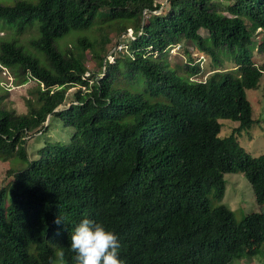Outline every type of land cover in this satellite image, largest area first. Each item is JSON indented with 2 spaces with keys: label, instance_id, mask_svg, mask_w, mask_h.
Instances as JSON below:
<instances>
[{
  "label": "trees",
  "instance_id": "obj_1",
  "mask_svg": "<svg viewBox=\"0 0 264 264\" xmlns=\"http://www.w3.org/2000/svg\"><path fill=\"white\" fill-rule=\"evenodd\" d=\"M0 21L16 29V39L0 38V75L36 87L25 114L0 96V161L27 163L0 189V264H54L61 247L75 264L71 235L84 218L115 232L123 264H232L261 253L264 212L236 221L211 200L224 198L226 174L243 173L264 205V154L236 136L257 122L247 90L264 74L254 62L264 0L18 1L0 5ZM133 28L141 34L111 63L112 33ZM187 43L186 61L170 67L171 49ZM194 50L217 67L204 81ZM227 59L235 69L222 68ZM74 87L76 101L61 108ZM53 119L73 128L70 139H47L31 159L27 137L47 136ZM220 120L239 126L220 137Z\"/></svg>",
  "mask_w": 264,
  "mask_h": 264
},
{
  "label": "rangeland",
  "instance_id": "obj_2",
  "mask_svg": "<svg viewBox=\"0 0 264 264\" xmlns=\"http://www.w3.org/2000/svg\"><path fill=\"white\" fill-rule=\"evenodd\" d=\"M18 1H26L32 4H37L40 0H0V5L12 6ZM157 3H161L163 7L166 6V0H156ZM160 13V10L155 12ZM16 29L7 27L4 22L0 21V38L9 39V41L16 39L15 36ZM35 31L26 32L25 35L19 37V42L23 45L28 44V40L35 35ZM201 35L207 36L205 30L200 31ZM88 32L81 33L82 36H86ZM93 34H96L93 30ZM141 31L136 29L127 30L126 34L118 39L115 38L116 33H112L111 39L113 42L110 45V50L107 56V60L111 63L116 61L117 56H124L128 54L127 38L133 40L136 39L137 35H140ZM258 44L260 45L264 41V32H259L257 34ZM66 44L65 40L59 41L58 46L61 50ZM258 48L254 51V62L259 67H264V50L259 51ZM184 48L188 51H192L193 47L191 43H187L182 47L177 46L171 49L168 56L169 65L172 68H177L178 65H182L186 61V56L184 54ZM85 63L88 66L89 71H99L96 63H93V55L90 52H85ZM193 56L195 58L199 57V53L194 50ZM202 69V73L197 78L204 81L207 76L214 73L217 67L212 63V61L205 57H199L198 62ZM98 68V71H97ZM225 70L235 69L233 60H225L222 66ZM104 70V69H103ZM14 75L7 69H3L0 75L1 91L0 96H5L6 100L4 104L9 109H15L20 114H25L27 112L26 100L31 98L30 93L36 88L35 84L29 83L24 86H17L14 84ZM122 86L129 87L126 83H121ZM8 89V90H6ZM78 87L71 88L68 91L66 106L61 108H66L70 103L75 102V93ZM247 98L250 101L253 108V118L257 121L256 124L250 129L237 134V139L240 145L252 156L258 157L264 154V74L260 80L259 86L254 90H247ZM223 124L222 132L220 137H227L233 133V131L239 126L238 122L231 120H220ZM73 128L64 125L63 121L58 119H53L51 122V131L47 132V136L32 134V136L27 137V148L28 155L31 159L35 158L37 150L45 146L47 139L52 141H57L61 143H66L70 139ZM27 167V163L20 161L17 158L10 160L9 162L0 161V189L2 186L7 184L11 179L8 176L7 171L9 169L20 170ZM226 192L222 201L211 200V207L217 208L219 206H226L234 212L236 221H241L244 217L252 213L264 212V205L257 202L256 196L251 183L247 180L243 173L238 174H226ZM9 204V196L7 198L6 205ZM57 255V253H56ZM58 257L54 264H57ZM232 264H264V247L261 253L253 258H245L241 260L234 261Z\"/></svg>",
  "mask_w": 264,
  "mask_h": 264
},
{
  "label": "clouds",
  "instance_id": "obj_3",
  "mask_svg": "<svg viewBox=\"0 0 264 264\" xmlns=\"http://www.w3.org/2000/svg\"><path fill=\"white\" fill-rule=\"evenodd\" d=\"M61 221L58 218L56 223ZM120 242L114 231L101 222L84 218L72 231L70 250L75 264H123L119 259ZM63 248L57 252V264H64Z\"/></svg>",
  "mask_w": 264,
  "mask_h": 264
}]
</instances>
